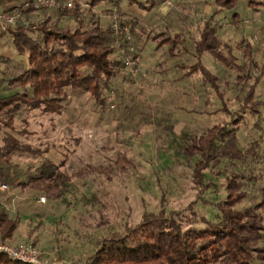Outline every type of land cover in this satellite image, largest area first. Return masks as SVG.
Returning <instances> with one entry per match:
<instances>
[{"label":"rangeland","instance_id":"obj_1","mask_svg":"<svg viewBox=\"0 0 264 264\" xmlns=\"http://www.w3.org/2000/svg\"><path fill=\"white\" fill-rule=\"evenodd\" d=\"M248 2L239 0L233 8L239 21L236 27H225V36L232 45L243 42L250 46L255 64L248 66L249 79L241 81L234 78L233 70H225L204 52L200 60L219 77L214 87L203 84L198 74L184 77L185 70L178 68L195 59L192 42L197 39L201 20L211 12L208 0H164L147 9L128 5L125 0L118 10L107 2L93 6L99 24L125 22L133 49L127 51L121 34H116L109 57L123 66L112 80V90L104 92L103 108L86 93L66 90L61 111L42 113L22 107L13 117L14 129L0 126V142L4 135H11L37 151L10 156L9 179L0 184L5 185L0 186V206L17 222L10 238L0 243L30 245L38 251V260L47 264H82L98 239L123 233L143 214L162 213L183 227L201 226L200 219L214 218L216 203L224 197L221 182L241 166L222 160L211 169L217 173L202 171L203 186L194 183L196 157L183 155L181 135L197 136L211 124L223 122L235 129L239 146L259 139L262 147L264 108L259 104L251 111L249 107L264 99V5L248 6ZM68 24L74 27L73 21ZM157 32L181 38L183 43L171 55L165 44L155 50L149 35ZM232 53L237 63L243 62L237 49ZM24 57L17 54L8 34L1 33L0 94L17 90L8 88L5 81L23 65ZM249 88L251 97L245 102L250 106L246 104L242 112L240 106ZM236 117L240 118L235 124L232 119ZM119 154L123 156L122 170L114 164ZM44 161L52 163L50 171L59 176L54 198L17 183ZM263 163L264 154L260 153L258 161L248 165L253 174L262 177L245 182L247 197L237 208L259 201V188L264 187V172H259ZM261 213L264 219V210Z\"/></svg>","mask_w":264,"mask_h":264},{"label":"trees","instance_id":"obj_2","mask_svg":"<svg viewBox=\"0 0 264 264\" xmlns=\"http://www.w3.org/2000/svg\"><path fill=\"white\" fill-rule=\"evenodd\" d=\"M22 0H0L9 9ZM67 1V0H61ZM72 2L70 9H39V18H30L26 26L0 28L7 33L17 54L24 55L23 65L11 75L5 84L8 88L17 89L11 93L0 94V126L14 129L13 117L22 107L36 109L42 113L61 111L62 102L66 99V90L71 93H86L94 104L105 106L104 92L112 90L115 79L123 66L118 59L109 55L114 51L116 34L112 25H101L95 19L93 6L107 2L114 10L119 9L122 0H81ZM164 0H125L128 5L147 9ZM239 0H208L210 14L201 20L197 29V39L192 42L194 61L190 64H179L185 70L182 75L190 77L198 74L201 82L210 87L219 83L216 77L200 60L203 53L219 62L225 70L234 71L235 79L248 80L249 64L254 65L253 50L243 42L234 43L226 38L221 19H228L227 24L236 27L239 19L233 8ZM264 0H249V5H264ZM255 9V7H253ZM30 9L21 10L28 12ZM86 10L83 15L82 12ZM220 15V17H218ZM218 18H217V17ZM68 21L74 22L70 27ZM119 26H126L124 21ZM130 32V30H129ZM155 42L153 49L168 45L171 55L183 41L167 33L157 32L149 35ZM120 44V43H119ZM124 46L123 44L120 47ZM237 49L243 58L237 63L232 50ZM264 74V61L261 63ZM245 72V75H243ZM237 80V81H238ZM257 79L254 80V83ZM239 82V81H238ZM251 87H253L251 85ZM249 88L243 98L240 110L245 112V100L250 99ZM221 98L220 92H218ZM261 105L264 99L255 102L250 110ZM240 117L232 119L236 124ZM181 150L185 157H196L192 166V179L198 185H204V172L216 168L222 160L229 165L238 163L240 170L229 172L223 179L224 197L216 203L214 218H202L201 226L188 224L183 227L172 217L162 213H146L132 227L123 233H111L97 240L96 247L88 254L82 264H261L264 262V187H260V199L256 203L237 208L236 205L247 197L243 189L245 182L261 179L262 174H253L248 165L255 164L260 153L264 154L260 140H251L246 147L238 145L233 127L227 123H214L204 128L200 135L182 134ZM36 154L31 145L18 141L16 137L4 135L0 142V184L9 179L6 170L10 165L12 154ZM123 156L114 160L115 167L122 170ZM52 163L44 161L36 167L34 173L25 179H19L18 185L43 191L54 198L58 192L59 176L53 175ZM259 172H264V163ZM16 217H11L0 206V241L10 238L16 226ZM57 264H68L58 261ZM0 264H33L22 260L11 259L0 252Z\"/></svg>","mask_w":264,"mask_h":264},{"label":"built area","instance_id":"obj_3","mask_svg":"<svg viewBox=\"0 0 264 264\" xmlns=\"http://www.w3.org/2000/svg\"><path fill=\"white\" fill-rule=\"evenodd\" d=\"M14 7L5 9L0 3V28L14 27L16 25L26 26L29 23L30 18H39V9H57L72 7V2L61 1V0H22L13 4ZM30 9L28 12H21L24 9ZM112 29L115 34L120 33L122 41L125 43V49L132 51L131 36L129 30L124 26L121 28L119 24L112 23ZM126 63V62H125ZM2 188L4 184L0 185ZM40 202H43L44 198H38ZM0 252L5 253L11 259L22 260L33 264H47L46 262H40L38 260V251L30 245H19V246H6L0 243ZM50 264V263H48Z\"/></svg>","mask_w":264,"mask_h":264},{"label":"crops","instance_id":"obj_4","mask_svg":"<svg viewBox=\"0 0 264 264\" xmlns=\"http://www.w3.org/2000/svg\"><path fill=\"white\" fill-rule=\"evenodd\" d=\"M208 5V4H206ZM220 16V15H219ZM218 18V17H217ZM227 21L228 19H223V20H220V24H223V29H224V32H226V26H229V24H227ZM234 28H231V30H233Z\"/></svg>","mask_w":264,"mask_h":264}]
</instances>
